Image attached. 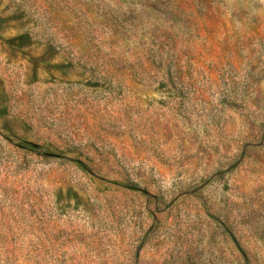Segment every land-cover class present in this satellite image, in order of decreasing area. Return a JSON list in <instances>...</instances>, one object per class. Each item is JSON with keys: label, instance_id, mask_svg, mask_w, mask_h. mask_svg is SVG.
<instances>
[{"label": "rangeland", "instance_id": "obj_1", "mask_svg": "<svg viewBox=\"0 0 264 264\" xmlns=\"http://www.w3.org/2000/svg\"><path fill=\"white\" fill-rule=\"evenodd\" d=\"M0 264H264V0H0Z\"/></svg>", "mask_w": 264, "mask_h": 264}]
</instances>
